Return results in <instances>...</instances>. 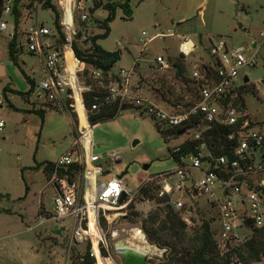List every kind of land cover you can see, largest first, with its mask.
Returning a JSON list of instances; mask_svg holds the SVG:
<instances>
[{"label": "rangeland", "instance_id": "374dc122", "mask_svg": "<svg viewBox=\"0 0 264 264\" xmlns=\"http://www.w3.org/2000/svg\"><path fill=\"white\" fill-rule=\"evenodd\" d=\"M54 2L58 7L59 0ZM131 5L132 18L117 9L110 22L109 35L99 44L106 50L121 52L119 61L112 68L113 73L117 74L122 68L133 70L130 78L132 96L169 111L184 104L195 94L194 85H184L176 79L173 67L160 70L156 57L162 56L171 66L178 59L182 60L190 80L193 64L212 63V44L223 41L229 49L243 47L247 56H256V66L240 68L235 82L239 88L247 76L248 86L256 87V95L248 86L243 90L244 112L254 123V128L264 132V0H141L132 1ZM25 15L19 32L35 20V16L46 26L53 27L50 10L38 7L37 12H26ZM7 21L11 27L12 18L7 17ZM142 31H147L146 38H151L145 49L139 42ZM188 39L195 47L184 58L180 43ZM8 44L9 38L2 37L0 99L3 106L0 115L5 127L0 132V264H66V243L73 223L71 218H51L54 215V189L48 184L44 163L55 162L69 151L72 142L70 117L60 110L47 108L44 101L36 100L35 95L30 94L26 101L24 96L11 91H28L29 83L23 73L32 78L35 85L42 74L38 58L30 54L26 46L19 50L17 64L10 60ZM190 45L187 42L183 49L188 51ZM5 87H8L6 92ZM40 107L45 109L43 121L37 114L26 112V109ZM145 108L146 103L140 108L128 107L115 118L93 126L91 152L101 158L87 166L86 171L99 175L98 182L127 170L123 177L133 191L144 177L176 168L171 149L185 136L165 139L157 129V121L146 113ZM113 152L120 154L117 162L110 160ZM146 165L148 168L144 170ZM98 182L93 181L88 186V195H92ZM207 199L208 195L199 194V209L194 217L197 223L200 217L211 221L212 229L217 230L218 208L212 207ZM152 208V204L137 199L127 216L111 225L116 235L106 234L107 246L114 250L120 242L131 245L140 225L139 216L146 215ZM41 219L44 220L41 222ZM239 234L243 237L250 231L240 230ZM139 241L155 248V253H147L150 264L158 263L169 253L166 248L150 244L147 238ZM83 249L84 245H80L75 250L83 252ZM107 258L111 264H123L119 254L111 252ZM70 264H76L72 255Z\"/></svg>", "mask_w": 264, "mask_h": 264}, {"label": "built area", "instance_id": "2783aa9c", "mask_svg": "<svg viewBox=\"0 0 264 264\" xmlns=\"http://www.w3.org/2000/svg\"><path fill=\"white\" fill-rule=\"evenodd\" d=\"M114 1L59 0V24L64 34V41L60 42L54 23L50 28L37 16L19 32L22 19L27 17L25 13L37 12L38 7L41 8L37 0H24V4L31 3L32 6H23L24 14L16 30L18 47L26 46L27 51L36 56L40 63L41 79L38 85L34 84L30 94L35 95L37 101H44V106L49 105L70 117L71 147L53 162L54 170L48 180L54 189V215L51 218H71L73 223L66 243V264H70L73 252H88L96 262L98 256L109 260L102 255V249L108 250L109 247L106 244L107 233L100 220L103 218L106 221L109 234L115 236L111 225L127 216L130 206L139 199L140 188L152 183L157 186L154 196L164 199V204L179 213L188 226L192 225L190 216L199 209L197 197L201 193L208 195V203L218 208L219 228L213 231L217 249L223 254L229 244L239 243L250 236L241 237L240 230L249 229L251 233V227L264 226V132L254 128V123L244 110L236 108L232 101L225 102L228 94L237 88L235 81L239 69L255 67L256 56H247L243 47L229 49L223 41L212 44L210 53L215 71L201 65L195 67L192 73L191 79L200 82L198 99L188 108L165 110L153 102L131 95L132 69H120L117 74L114 73L115 78L111 73L103 77L101 70L93 69L74 53L73 42L77 41L78 34L83 40L90 33L100 32L95 19H103L107 6ZM14 4L15 0H0V40L8 37L10 41L15 32ZM7 17L12 18L11 27ZM146 37L147 31H142L139 42L143 49L151 41ZM187 42L189 40L180 44L184 56L190 55L195 47L192 44L185 51L183 45ZM155 61L160 70L171 67L162 56L158 55ZM95 91L99 93V101L87 108L85 94ZM145 103L146 113L157 121L156 125L161 130L178 129L177 135H168V139L185 136L171 149L176 168L144 177L133 191L126 185L124 177L117 175L98 182L99 175L86 171L87 166L101 158L91 152L94 141L89 116L106 104H117L121 111L123 107L140 108ZM4 127L5 121L0 115V132ZM222 127L227 131L221 133ZM213 129L218 130L216 142L212 141L211 134H206ZM179 131L183 132L179 134ZM216 149H220V152ZM119 159V153L110 154L111 162ZM72 166L76 167V171L69 173ZM59 170H62L61 175ZM93 181L98 183L92 195H88V186ZM122 196L124 200L121 202ZM140 201L148 205L152 203L151 198ZM91 219L94 232L91 230ZM136 231L146 240L141 225ZM80 245H84L83 252L75 250Z\"/></svg>", "mask_w": 264, "mask_h": 264}, {"label": "trees", "instance_id": "16d2710c", "mask_svg": "<svg viewBox=\"0 0 264 264\" xmlns=\"http://www.w3.org/2000/svg\"><path fill=\"white\" fill-rule=\"evenodd\" d=\"M30 2L34 0H29ZM40 3L41 9L50 10L53 16V23L58 31L60 42L64 41V34L62 32V26H60L59 21L61 17V12L59 8L54 4V0H37ZM132 1H141V0H115L107 6V14L103 19H95V23L101 29L100 32L90 33L86 39L81 40L80 35L78 34L77 41L73 42V50L76 56H78L83 62L90 65L93 69L101 70L103 77L107 76L108 73H111L112 78H115V74L112 72L113 66L120 59V50H106L100 44L101 39H105L110 33V22L115 18V13L117 9H121L123 14L127 18H132L133 9L131 2ZM23 6L30 7L31 3L24 4V0H15L13 8L14 16V26L15 32L12 39L8 44V55L10 60L17 64V56L19 50H22V47H18V34L17 29L20 24ZM31 54V53H30ZM181 56H185L181 53ZM212 63L203 66H209L212 71H215L212 67ZM174 70L175 78L180 80L187 85L192 83L195 87V94L181 105H178L175 110H180L183 108H188L192 105L195 100L198 99L199 94V85L200 82H197L193 79H188L186 76V65L180 59L175 61L172 66ZM26 81L29 83V89L26 92H21L18 90H11L13 93H17L26 98L30 95L34 87V80L28 75L23 73ZM247 84H244L240 88H235L228 94L225 102L232 101V104L239 110H244V100L242 97L243 90ZM248 89H251V92L256 95L257 90L254 85L251 87L248 86ZM8 90V87H5L4 92ZM98 92H90L85 94V105L87 108H90L92 104L98 102L99 100ZM128 108V106L123 107L122 110ZM139 108V107H137ZM81 112V109L78 108ZM28 113L37 114L43 121L45 109L40 107L26 109ZM120 110L118 109L117 104H106L100 106L93 114L89 116V121L92 126L97 123L113 119L118 115ZM157 129L160 134L166 139L167 136H176L178 129H168L161 130L158 125ZM227 129L222 127L220 132H226ZM217 129L209 130L206 134L212 135V141H217ZM168 139V138H167ZM185 146H182L184 148ZM217 152H220V149H216ZM39 167V165H36ZM54 170L53 162L44 163V172L47 177L50 178ZM71 171H76V167L72 166ZM59 175L62 174V170H59ZM154 189H157V186L152 183L147 186H142L139 190V200L143 198H151L153 208L144 216H139L138 213L131 211L136 217L139 216V221L141 228L150 244H155L158 247L166 248V251L169 253L165 255L158 263L156 264H255L263 263L264 264V226L259 228L251 227L250 236L244 239L239 243H232L228 245V249L225 253L220 254L217 249L216 242L214 239V231L210 225L209 220L201 218L196 222L197 219L194 217V213L198 210H195L190 216L192 220V225L188 226L181 218L180 214L175 212L171 207L164 204V199L156 198L154 196ZM1 196V195H0ZM133 208V205L130 206ZM93 220V219H92ZM91 220V230L93 221ZM102 228L109 235L108 226L106 221L102 218L100 220ZM197 223V225H195ZM195 226V227H194ZM188 228L190 230H188ZM94 248L97 251V244L94 242ZM115 254L114 250L109 246L108 250L102 249V255L105 257L109 256V253ZM72 258L76 264H94L95 260L93 257H90L88 252L85 254H79L76 252L72 253ZM96 264H111L110 260H103L101 257H97Z\"/></svg>", "mask_w": 264, "mask_h": 264}, {"label": "water", "instance_id": "95a60500", "mask_svg": "<svg viewBox=\"0 0 264 264\" xmlns=\"http://www.w3.org/2000/svg\"><path fill=\"white\" fill-rule=\"evenodd\" d=\"M244 83L249 82V78L247 76L244 77ZM264 83V80L262 81ZM47 108H51L54 110L53 107L47 105ZM183 131H179V134H181ZM148 168V165L144 166V170ZM127 173V170L121 172L117 176L119 178H122ZM124 200V196L121 197L120 201L122 202ZM114 252L116 254H119L122 256V263L123 264H150L149 257L146 253L139 251L138 249L128 246V245H117L114 249Z\"/></svg>", "mask_w": 264, "mask_h": 264}, {"label": "bare ground", "instance_id": "6f19581e", "mask_svg": "<svg viewBox=\"0 0 264 264\" xmlns=\"http://www.w3.org/2000/svg\"><path fill=\"white\" fill-rule=\"evenodd\" d=\"M192 45V44H191ZM191 45L189 46V49H190V47H191ZM188 49V50H189ZM115 239V238H114ZM130 239V238H129ZM137 239V240H136ZM120 240V239H119ZM127 240V239H126ZM134 240H136V241H134ZM134 240H133V242H130L131 243V245H128V246H132V247H134V248H136V249H138L139 251H142V252H144V253H150V252H153V253H155L154 252V250H155V248L152 246V245H149L148 243H146V242H142V241H139V240H144V238L141 236V234H140V232L139 231H136L135 232V235H134ZM123 242H120L118 245H124V244H122ZM158 252V251H157ZM151 255V254H150ZM154 255V254H153Z\"/></svg>", "mask_w": 264, "mask_h": 264}, {"label": "crops", "instance_id": "0c3cea01", "mask_svg": "<svg viewBox=\"0 0 264 264\" xmlns=\"http://www.w3.org/2000/svg\"><path fill=\"white\" fill-rule=\"evenodd\" d=\"M189 40V42L191 43V44H193L192 43V41L190 40V39H188ZM181 44V43H180ZM180 48H181V45H180ZM191 54V53H190ZM204 64V63H203ZM203 64H199V65H196V64H193V71H194V69H195V67H197V66H201V65H203ZM136 87V86H135ZM3 106V105H2ZM2 106H0V108L2 107Z\"/></svg>", "mask_w": 264, "mask_h": 264}]
</instances>
